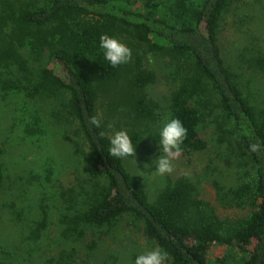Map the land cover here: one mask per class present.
<instances>
[{"label": "trees", "instance_id": "1", "mask_svg": "<svg viewBox=\"0 0 264 264\" xmlns=\"http://www.w3.org/2000/svg\"><path fill=\"white\" fill-rule=\"evenodd\" d=\"M244 2L0 0V105L18 96L51 107L85 172L75 188L40 194L33 206L5 205L9 220L29 230L23 242L42 238L54 207L61 246L93 238L90 245L96 248L97 240L126 222L166 251L170 264H264V152L248 150L249 144L264 141V104L253 103L222 42L228 17ZM104 34L131 49L127 64L113 68L103 60L99 38ZM247 51L248 58L238 55L246 71L264 74V49ZM158 72L170 87L165 106L150 93ZM99 108L105 109L103 115ZM168 117L180 119L187 129L180 153L186 159L207 149L203 127L214 129L216 142L235 161L236 177L241 175L228 191L217 192V203L246 214L222 217L184 174L168 179L151 200L144 178L130 169L132 159L108 154V138L123 129L136 157L149 155ZM30 118L24 133L43 135L40 114ZM4 154L0 141V209L13 182ZM45 165L52 181L54 169ZM41 177L31 176V186L42 191ZM2 257L0 264H17L9 253ZM55 263L84 264L71 256H59Z\"/></svg>", "mask_w": 264, "mask_h": 264}, {"label": "rangeland", "instance_id": "2", "mask_svg": "<svg viewBox=\"0 0 264 264\" xmlns=\"http://www.w3.org/2000/svg\"><path fill=\"white\" fill-rule=\"evenodd\" d=\"M222 42L228 63L242 75V83L253 99V103L257 107H262L264 104V74H253L246 71V63L242 62L238 55L244 53L248 58L250 56L248 49H264V0L258 2L245 0L244 3H240L234 10V14L231 13L228 17ZM158 76V81L151 87L150 93L161 106H165L170 87L160 77V72ZM3 105H0V141L5 150L3 161L8 170L7 174L13 182L8 184L2 195L1 257L7 258L9 253L17 264H56L55 260L59 256L64 258L71 256L73 261L84 264H133L141 248L155 246L144 238L138 228L126 222L102 240H97L96 248L90 245L93 238L81 243H63L61 246V231L58 223L60 214L54 207L50 212L49 226L42 238L37 243L26 242V240L23 242L24 233L28 234L29 230H26L24 225L20 226L16 224V221L9 220L8 209L5 205L16 203L18 206H33L40 200L41 195L52 196L63 187L75 188L85 176V172L83 173V164L80 163L79 154L76 153L73 144L66 136L64 126L52 117L51 107L44 108L36 102L25 101L24 98L18 96L6 99ZM104 111V108H99L101 115ZM35 112L42 117L46 131L41 136L30 137L24 133V128L25 123H30V117ZM213 130L208 125L203 127V136L208 142L207 149L189 159L182 157L181 154L175 157L174 171L171 174L150 175L155 170L154 167L148 170L144 168L145 164H150L151 160L158 156V147L149 155L136 157V162L131 160L130 169L144 178L151 200L164 189L168 179H175L184 174L196 182L201 196L209 201L222 217L236 218L246 214L235 207L237 206L235 203H233L235 208L217 203V192L228 191V188L232 187L241 175L236 177L238 169L235 161L228 158L226 147L216 142ZM71 136H74V133H71ZM226 157L232 160V163H226L228 160ZM45 164H50L54 169L53 183V180H47L44 174ZM141 171H146V174ZM34 174H41L45 177V179L41 177L45 185L42 191L37 188V185L31 186L35 182L34 178H31ZM214 181L223 186L218 188ZM227 202L225 200L224 204ZM167 264H170L168 260Z\"/></svg>", "mask_w": 264, "mask_h": 264}, {"label": "clouds", "instance_id": "3", "mask_svg": "<svg viewBox=\"0 0 264 264\" xmlns=\"http://www.w3.org/2000/svg\"><path fill=\"white\" fill-rule=\"evenodd\" d=\"M99 50L103 60L111 67L116 68L127 64L132 58L131 49L115 37L107 34L99 38ZM93 124L98 121L93 119ZM187 136V129L183 122L175 117L165 118L159 128L157 145L159 154L151 160L150 164H145V170L154 167L150 175L165 176L174 171L173 160L181 153L182 145ZM108 154L112 158L119 160H134L136 153L129 134L126 130H117L109 138ZM248 150L255 153L264 152V141L257 140L248 145ZM146 174V171H141ZM168 253L157 246L141 248L136 254L133 264H167Z\"/></svg>", "mask_w": 264, "mask_h": 264}]
</instances>
